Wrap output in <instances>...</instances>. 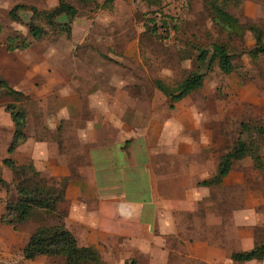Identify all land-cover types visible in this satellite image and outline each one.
Masks as SVG:
<instances>
[{
    "label": "rangeland",
    "instance_id": "rangeland-1",
    "mask_svg": "<svg viewBox=\"0 0 264 264\" xmlns=\"http://www.w3.org/2000/svg\"><path fill=\"white\" fill-rule=\"evenodd\" d=\"M59 1L0 0V79L11 87L27 88L35 83L40 89L58 88L62 77L72 73L73 65L80 68L76 69L79 73H86L85 63L97 67L94 77H104L108 72L110 76L132 78L138 85L134 88L155 98L158 110L178 108L181 124L187 129L181 141L205 143L215 168L219 156L240 136L241 123L264 124V52L254 54L256 30L250 29H258L264 43V0H217L238 20L239 27L233 32L212 20L211 0H160L155 6L142 0H96L88 4L63 0L78 10L70 35L54 33L45 20L36 18L34 23L47 34L34 39L28 30L31 8L46 11ZM17 4L24 9L19 12L20 20H12L8 13ZM214 43L227 45L232 72H222L217 61L210 70L199 62L200 48ZM65 66H69L68 71L63 70ZM193 72L205 73L203 85L179 101H171L154 84L161 80L175 87ZM55 97L49 96L42 107L57 110L60 105ZM9 103L13 100L0 95V112L9 114L5 110ZM16 105L28 115L36 102L24 96ZM198 153L201 158L207 157V151ZM262 155L264 159V147ZM207 190L209 193L198 198L192 213L177 217L182 241L215 245L228 252L229 259L232 251L264 242V168H255L249 157L236 160L221 183ZM30 222L24 225L36 224ZM167 239L175 251L167 264H193L186 260L178 238ZM52 260L48 264H61L57 258ZM196 264L209 263L197 259ZM236 264H264V259Z\"/></svg>",
    "mask_w": 264,
    "mask_h": 264
},
{
    "label": "crops",
    "instance_id": "crops-1",
    "mask_svg": "<svg viewBox=\"0 0 264 264\" xmlns=\"http://www.w3.org/2000/svg\"><path fill=\"white\" fill-rule=\"evenodd\" d=\"M83 66L88 71L81 74L73 65L58 88L14 85L36 106L26 115L25 141L11 154L7 148L13 123L9 114L0 112L1 176L12 177L3 163L9 156L17 164L32 162L42 177L67 179L57 211L40 209L37 219L27 221L34 226L0 223V264L54 260L43 255L25 260L21 250L38 224L57 222L72 231L79 244L95 247L105 264H167L175 252L172 242L168 244L170 236L180 240L186 260L193 264L197 259L236 264L222 248L178 236V215L192 213L198 198L209 193V186L197 185L216 172L208 146L182 142L186 128L178 108L158 110L154 97L134 88L136 80L108 72L94 77L97 67ZM52 95L60 106L48 111L42 103ZM199 150L207 151V157L201 158ZM5 197L2 192L0 217ZM9 197L15 199L14 190Z\"/></svg>",
    "mask_w": 264,
    "mask_h": 264
},
{
    "label": "trees",
    "instance_id": "trees-1",
    "mask_svg": "<svg viewBox=\"0 0 264 264\" xmlns=\"http://www.w3.org/2000/svg\"><path fill=\"white\" fill-rule=\"evenodd\" d=\"M96 0H82V2L94 3ZM148 5H158L160 0H142ZM222 2V1H221ZM212 20L216 24L230 29V32L238 25V20L223 9L217 0L209 2ZM24 5H15L8 13L12 20H20L19 12ZM32 18L28 24L30 35L34 39H41L47 34V30L34 23V19L42 18L53 28L55 33H71V23L78 14V10L72 4L60 0L50 10L38 11L31 8ZM256 30L254 54L264 52V43L260 31ZM11 51L13 46L8 47ZM197 58L208 70L214 61H217L219 69L224 73H230L234 69L232 56L226 44L214 43L208 48L199 50ZM204 72H193L186 76L175 87L166 85L161 80H155L154 84L171 101H179L189 93L202 87ZM0 95L13 100L5 106L13 123V133L7 148L11 154L21 143L25 141L24 128L26 125V112L19 104L24 97L20 90L11 87L4 79H0ZM264 147V124L241 123L240 136L236 138L231 148L221 154L216 166V172L209 178L198 182V185L212 186L221 183L222 179L230 172L236 160L249 157L255 168H264L262 148ZM4 166L12 173L10 180H5L0 174V194L5 193V212L0 217V223L12 225L14 228L23 225L29 220L38 218L39 210L44 209L50 213L57 211L59 204L64 200V187L67 181L62 179H48L42 177L30 161L17 164L11 157H6ZM10 190H14L16 197H9ZM57 258L61 264H105L98 251L92 245H81L76 236L63 223H40L31 233L26 245L21 250V256L25 260H32L38 256ZM230 259L233 262H247L264 259V242L255 244L252 248L242 251H232ZM133 264V263H132Z\"/></svg>",
    "mask_w": 264,
    "mask_h": 264
}]
</instances>
